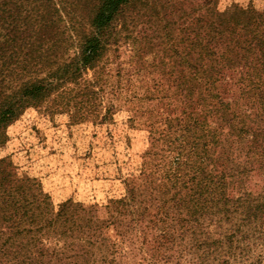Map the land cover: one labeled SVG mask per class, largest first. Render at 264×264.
Masks as SVG:
<instances>
[{"label": "rangeland", "instance_id": "374dc122", "mask_svg": "<svg viewBox=\"0 0 264 264\" xmlns=\"http://www.w3.org/2000/svg\"><path fill=\"white\" fill-rule=\"evenodd\" d=\"M52 2L44 31L33 24L14 42L0 38V99L23 78L48 80L93 32L98 0ZM251 7L264 9V0H133L96 67L65 74L59 94L4 129L0 196L39 186L57 223L50 239L66 247L53 264H264V230L245 218L264 193L251 143L264 142V116L243 115L237 77L210 86L188 64L200 54L191 43L207 10L230 18ZM180 71L195 76L189 91L173 81ZM190 120L210 127L195 133ZM201 166L215 185L223 176L232 203H206L207 191L191 182ZM198 200L205 209L193 217Z\"/></svg>", "mask_w": 264, "mask_h": 264}, {"label": "trees", "instance_id": "16d2710c", "mask_svg": "<svg viewBox=\"0 0 264 264\" xmlns=\"http://www.w3.org/2000/svg\"><path fill=\"white\" fill-rule=\"evenodd\" d=\"M132 1L98 0L90 17L93 32L81 38L77 46V56L73 60L60 67L48 80L23 78L13 93L2 95L0 141L4 137V129L26 109L38 108L53 94L58 93L61 79L65 74L73 75L80 69L96 67L108 45L107 38L111 25ZM56 7V3L52 0H0V38L14 42L26 32L34 31L33 24L44 31L49 27V23H45L47 16L44 11L56 12ZM203 24L201 32L196 31L194 34L197 40L191 43L192 49L200 48V54L198 53L199 56L196 58L191 54L188 60L190 69L194 71L198 68L202 69L203 74H207L206 80L210 82V86L216 82H225L227 77L231 81L232 75L237 77L240 98L246 100L242 108L245 109L243 115L264 116V9L236 8L234 16L230 18H222L216 10L213 12L209 9ZM203 52H205L204 56ZM206 58V63H203ZM194 77H189L180 71L173 81L184 92L185 89L189 91L187 89L189 80L195 79ZM251 99L258 105L247 103ZM186 100L191 106L195 103L189 95ZM220 104L222 108L224 107V113L226 109L229 110L227 104L224 102ZM205 123L190 120L188 127L195 133H200L202 128L210 127ZM211 137L214 138V135ZM251 143L254 144V149H257L258 168L264 171V142L253 140ZM199 145L201 144L198 143L195 147L196 152ZM177 161L172 164L181 168L179 159ZM196 173L198 176L194 175L191 182H194L193 185H196L200 192L207 191L206 195L209 199L206 203L218 204L217 200H219L224 207L232 203L230 198L224 197V183L221 182L223 176L218 177L219 182L215 185V176L211 171L201 166L196 168ZM30 186V189H27L28 192L30 191L28 194L24 195L22 192L21 195H11L10 192L7 198L0 196V264L60 263L66 250L64 245L58 244L60 240L56 239L54 242L50 239L49 234H53L57 223L50 217L47 198L41 197L38 192L39 186L35 187V184ZM204 209L202 201L198 200L192 213L193 217L198 216ZM227 212L225 209V213ZM245 218L264 230V193L247 203ZM47 227L52 229L49 230ZM164 234L161 231V235Z\"/></svg>", "mask_w": 264, "mask_h": 264}]
</instances>
